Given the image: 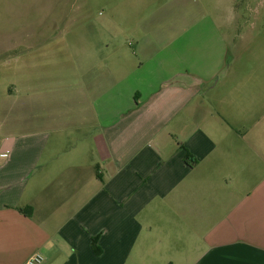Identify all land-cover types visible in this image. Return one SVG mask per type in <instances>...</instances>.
<instances>
[{
    "label": "crops",
    "instance_id": "0c3cea01",
    "mask_svg": "<svg viewBox=\"0 0 264 264\" xmlns=\"http://www.w3.org/2000/svg\"><path fill=\"white\" fill-rule=\"evenodd\" d=\"M24 43L0 82V264H264V88L218 87L227 41Z\"/></svg>",
    "mask_w": 264,
    "mask_h": 264
},
{
    "label": "rangeland",
    "instance_id": "374dc122",
    "mask_svg": "<svg viewBox=\"0 0 264 264\" xmlns=\"http://www.w3.org/2000/svg\"><path fill=\"white\" fill-rule=\"evenodd\" d=\"M104 19L109 34L93 27ZM148 31L158 40L201 42L210 56L223 39L228 59L218 87L241 81L257 94L264 88V0H0V82L21 76L28 39H54L67 51L73 41L100 35L125 41L130 54L129 43ZM126 264L162 263L138 259L133 252Z\"/></svg>",
    "mask_w": 264,
    "mask_h": 264
},
{
    "label": "trees",
    "instance_id": "16d2710c",
    "mask_svg": "<svg viewBox=\"0 0 264 264\" xmlns=\"http://www.w3.org/2000/svg\"><path fill=\"white\" fill-rule=\"evenodd\" d=\"M185 161L192 166H195L197 164V160L193 158V156L188 151L186 152V155H185ZM21 211L29 217L33 215L32 208H24V209H21ZM98 240H99L98 237L93 239V249L97 256L101 255L102 253V250L98 246Z\"/></svg>",
    "mask_w": 264,
    "mask_h": 264
},
{
    "label": "built area",
    "instance_id": "2783aa9c",
    "mask_svg": "<svg viewBox=\"0 0 264 264\" xmlns=\"http://www.w3.org/2000/svg\"><path fill=\"white\" fill-rule=\"evenodd\" d=\"M45 261V257L42 254H35L29 258L25 264H42Z\"/></svg>",
    "mask_w": 264,
    "mask_h": 264
}]
</instances>
